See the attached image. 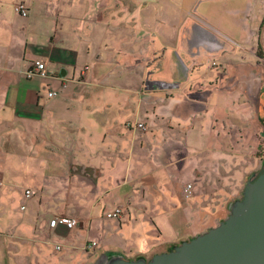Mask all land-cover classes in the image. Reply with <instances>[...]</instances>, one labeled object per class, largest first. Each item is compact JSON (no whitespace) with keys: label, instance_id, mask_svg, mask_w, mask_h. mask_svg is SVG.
<instances>
[{"label":"crops","instance_id":"0c3cea01","mask_svg":"<svg viewBox=\"0 0 264 264\" xmlns=\"http://www.w3.org/2000/svg\"><path fill=\"white\" fill-rule=\"evenodd\" d=\"M243 97L254 154L264 0H0V264L151 260L217 227L248 169Z\"/></svg>","mask_w":264,"mask_h":264},{"label":"water","instance_id":"95a60500","mask_svg":"<svg viewBox=\"0 0 264 264\" xmlns=\"http://www.w3.org/2000/svg\"><path fill=\"white\" fill-rule=\"evenodd\" d=\"M229 212L217 227L151 260L108 255L96 264H264V167Z\"/></svg>","mask_w":264,"mask_h":264},{"label":"rangeland","instance_id":"374dc122","mask_svg":"<svg viewBox=\"0 0 264 264\" xmlns=\"http://www.w3.org/2000/svg\"><path fill=\"white\" fill-rule=\"evenodd\" d=\"M250 46L251 45L248 44V47H250ZM242 48L243 47H240V49H236L237 57H243L244 56V53L242 52L243 51ZM234 104H236V108L239 109V112H241V115H239V117H240L239 120L244 122L245 125L243 127H241L240 125L235 124L234 123L235 117H232L233 124L231 126V131H232V134H233V140H232L233 145H234L233 146V151L236 149L235 148L236 147L235 146L236 142L234 140V137L236 136V132L238 131L240 133L238 135L241 136V139L239 140L240 141L239 142L240 147H242L241 150H243V152H246V153L243 154L244 158L241 159V162H242V165L246 166V168H248V169H247L246 175L242 176V178L240 180L239 188L236 189V190L235 189L232 190L233 192H232V197H231V200H230V204L235 202L236 200L242 199L243 192H244V189H245V186H246L248 180L252 176L258 175L261 172V170L263 169V167H264V149L260 150L259 152H255L254 154H252V147L255 148V145H257V141L255 139V136L253 135V131H251L253 126H252V123H251L250 117H249V114H250L249 109H247V107L244 106V105L249 104V103L243 97L242 99L235 100ZM249 129H250V131H248ZM248 152H249V154H248ZM234 155L235 154H233V156ZM236 166H238V164H233V167H236ZM229 214H230V212H229ZM227 216H229V215H227ZM227 218H225V219H227ZM222 221H224V220H222ZM61 248L63 250L62 246H61ZM91 256H92L91 253H87V258L88 259H90ZM102 257L103 256H99L98 255L96 257V259H94L93 261H95L97 263V262H99L102 259Z\"/></svg>","mask_w":264,"mask_h":264},{"label":"built area","instance_id":"2783aa9c","mask_svg":"<svg viewBox=\"0 0 264 264\" xmlns=\"http://www.w3.org/2000/svg\"><path fill=\"white\" fill-rule=\"evenodd\" d=\"M15 11L22 16L23 18H27L29 16V10L27 8V6L23 3L17 4L15 6ZM88 70V67H85L82 71V75L85 74V72ZM25 75L28 79H32L34 77H39V78H48L49 77V72L46 68L45 63L37 61L33 64V66H31L26 72ZM58 96V93L55 91H51L48 93V97L49 98H55ZM139 128L144 129L143 125H138ZM1 186V185H0ZM192 189V185H188L187 188L185 189V192L187 195L190 194ZM27 198H31V196L33 195V192L31 190H27L25 193ZM124 212L121 208H117L109 213L106 214V218L109 220H121L123 218ZM63 224L69 229L72 230L74 229L77 225H78V221L75 219H71V218H65L63 219ZM59 221L57 220H53L51 222V227L55 228L58 225ZM97 247V243L96 242H90L87 244L86 246V250L88 251H92L95 250ZM57 251H61V246H57Z\"/></svg>","mask_w":264,"mask_h":264}]
</instances>
